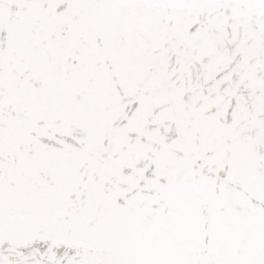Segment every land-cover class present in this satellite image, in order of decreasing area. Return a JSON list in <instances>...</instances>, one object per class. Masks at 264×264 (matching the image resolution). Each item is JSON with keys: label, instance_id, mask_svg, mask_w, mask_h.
Instances as JSON below:
<instances>
[{"label": "snow or ice", "instance_id": "snow-or-ice-1", "mask_svg": "<svg viewBox=\"0 0 264 264\" xmlns=\"http://www.w3.org/2000/svg\"><path fill=\"white\" fill-rule=\"evenodd\" d=\"M0 264H264V0H0Z\"/></svg>", "mask_w": 264, "mask_h": 264}]
</instances>
